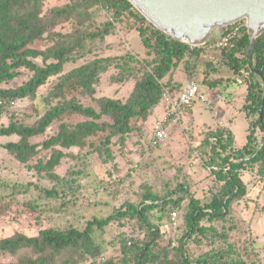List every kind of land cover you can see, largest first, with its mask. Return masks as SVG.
<instances>
[{
	"label": "trees",
	"instance_id": "16d2710c",
	"mask_svg": "<svg viewBox=\"0 0 264 264\" xmlns=\"http://www.w3.org/2000/svg\"><path fill=\"white\" fill-rule=\"evenodd\" d=\"M43 1L0 0V83L17 77L21 68L32 71L30 78L22 84L11 88L0 87V98L7 103L14 102V105L7 104L6 112L0 118V136L18 137L17 141H8L0 144V147L6 149L17 161L25 164L37 154L39 149L49 151L45 158L39 157L35 164L27 165L28 169H33L39 176L53 183L51 188L44 189L46 197H58L65 189V187L59 189V184L67 180L55 171L61 159L66 156L64 149L71 147L82 149L91 138H100L99 144L105 146L114 136L124 139L126 134L135 129L138 120H145L157 106L163 105L162 94L165 90H168L172 96L178 95L184 85L180 84L179 88H176V83L172 79L179 67H182L186 74L196 75L188 81L197 82L199 88H202L203 84L211 88L222 83L223 77L219 76L217 60L204 63L200 81L196 79L199 75L196 70H190L189 67L190 59L202 55L208 46L217 48L213 46L216 39L213 43L193 46L171 38L150 23L128 0H72L52 8L51 14L46 17L42 11ZM98 10L104 12L105 20L96 24L93 17ZM241 22L243 26L240 34L217 50L220 51L218 64L226 65L234 74L246 71L250 76L246 82L245 99L241 109L248 120L246 142L242 146L235 147L234 135L230 129L224 127H216L204 137V143L209 146L206 166L220 183L219 190L212 194L208 202L201 203L200 198L195 197L184 184H179L177 189L174 188L163 196H158L147 189L142 194L140 203L134 204L128 201L105 217L88 220L82 229L74 226L45 227L39 229L36 235L29 236L17 232L2 237L0 253L16 254L22 248L33 249L37 256L29 257L25 261L22 259V264H56V256L63 252H67L68 256L62 264H82L88 261L93 264L156 262L171 264L173 262L167 259L166 252L160 259L154 250L160 246L158 240L161 232L168 229V224H171L170 213L175 210L174 208H181L182 202L187 200L186 205L183 206L186 229L179 245L176 246L178 264H245L239 259L226 258L222 249L207 250L191 259L185 248V244L191 239H196L198 242H201L203 237L210 238L211 241L227 240L228 232L233 229V225L228 227L222 225V228L218 229L211 222L225 221L231 211L232 203L241 201L247 194L246 182L241 178L240 170H246L250 164L264 166V144L256 152L259 143L264 141V132L262 138L256 140V133L252 129L258 125L264 131L263 86L260 77L247 65L246 50L249 37L244 20ZM61 23H69L71 31L62 34L52 30ZM119 28L126 32L133 30L138 32L145 57L135 59L130 55L97 56L66 72L63 71L67 62L91 54L92 43L102 42L106 36L115 33ZM42 39L51 43L44 48L32 46L35 41ZM99 50L102 52L105 47H100ZM38 57L41 58L42 64L35 60ZM133 62L139 64L140 74L135 78L132 90L125 101L101 96L96 99L99 106V110H96L77 100L76 94L93 96L100 77L110 67L119 68V75L115 77L116 83L129 78ZM253 62L255 68L264 76V31L256 38ZM126 72L127 74L124 75ZM55 75L58 81L49 94L61 99L60 101L49 104L43 115L32 124L10 121L3 125L4 118L8 119V110L14 108L18 101L34 96L37 89L45 84L49 77ZM225 80H228V77ZM67 95L69 98L66 97ZM72 114L82 116V120L72 125L68 124L65 120ZM252 118H255L256 123L250 120ZM55 121H59L55 134L48 135L40 145L30 142L29 138L43 134ZM150 139L151 137L148 139L149 146H151ZM105 150L108 155L111 154L108 148ZM177 191L178 197L172 199L171 195ZM9 206L8 201L1 202L0 211L5 213ZM36 208H38L37 203L29 202L27 205L30 211L36 212ZM156 212H163L156 217L157 221L150 215ZM125 218L139 222L144 229L145 239L142 241L130 237L122 239L119 255L101 259L104 249L94 238V229H102L111 221ZM204 219L208 221L207 224L202 223ZM160 247L165 251L168 245ZM99 258L100 260L96 261Z\"/></svg>",
	"mask_w": 264,
	"mask_h": 264
},
{
	"label": "rangeland",
	"instance_id": "374dc122",
	"mask_svg": "<svg viewBox=\"0 0 264 264\" xmlns=\"http://www.w3.org/2000/svg\"><path fill=\"white\" fill-rule=\"evenodd\" d=\"M70 1L72 0H44L42 7L44 16H49L52 8ZM93 20L96 24L104 21V12L95 11ZM52 30L66 34L71 31V26L69 23H61ZM213 41L215 37H211L208 42L213 43ZM95 42L97 44H91L93 49L91 54L67 62L63 71L66 72L97 56L130 55L135 59L145 57L139 34L134 30L126 32L119 28L115 33L106 36L102 42ZM49 43L51 41L42 39L35 41L32 46L44 48ZM100 47H105V50L101 52ZM219 58L220 51L208 46L202 55L190 59V70L194 69L199 74L196 77L198 81L202 79L200 73L204 63L217 60L219 76L223 77L222 83L211 88L203 84L200 92L204 94L207 104L195 100L191 107H181L176 119H168L163 124L167 136L157 146H149L148 139L154 126L164 115L162 104L157 106L145 120H138L135 129L126 134L124 139L114 136L105 146L99 144L100 138H91L82 149L77 147L64 149L66 156L61 159L55 171L67 181L59 184V189L63 187L65 189L58 197H46L44 189L51 188L53 183L39 176L33 169L27 168V165L35 164L39 157L45 158L49 151L38 146L41 149L25 164L17 161L6 149L0 147V203L8 201L10 204L5 213L0 211V238L17 232L29 236L36 235L39 229L45 227L74 226L82 229L88 220L105 217L128 201L134 204L140 203L142 194L147 189L158 196H163L164 193L177 189L179 184H184L195 197L200 198L201 203L208 202L212 194L219 190L220 183L206 166L209 146L204 143V137L216 127H223L219 123L216 124L219 120L218 114L222 115L223 124L230 127L228 129L234 135V143L237 146L245 142L248 128V120L241 109L245 99L246 82L250 76L246 71L232 73L226 65L218 64ZM35 60L42 64L40 57ZM195 62L196 64H192ZM132 65L133 69L129 72L131 76L118 83L115 82V77L119 75V68L110 67L96 84L95 94L93 96L76 94L77 100L96 110H99L96 99L101 96L125 101L132 90L135 78L140 74L139 64L133 62ZM31 74V70L21 68L17 77L1 82L0 87H16L28 80ZM126 74L127 72L124 73ZM174 74L177 79L174 81L176 88L196 76L186 74L182 67H179ZM226 77L228 80H225ZM57 81L56 75L49 77L45 84L37 89L34 96L18 101L14 108L7 111L8 119L4 118L3 125L10 121L26 125L34 123L43 115L49 104L61 100L49 94ZM66 97L69 98V95ZM80 120L82 116L72 114L65 121L72 125ZM250 120L256 123L255 118ZM58 125L59 121L53 122L43 134L29 138L30 142L40 145L44 138L57 132ZM252 129L256 133V140H260L263 131L258 125ZM17 140L16 135L0 136V144ZM106 148L110 150V155L107 154ZM240 176L246 182L247 194L241 201L232 203L231 211L225 221L211 222L218 229H221L222 225L225 227L233 225V229L228 232L227 240L211 241L210 238L204 237L201 242L196 239L189 240L185 248L191 259L207 250L222 249L226 258L239 259L245 264H264V166L250 164L246 170H240ZM178 195V191L174 192L171 198L176 199ZM29 202L38 204L36 212L27 209ZM186 202L187 200L182 202L181 208H174L177 215L174 219H170L171 224H168V229L160 234L158 243L160 246L168 245L167 250H162L160 246L154 250L160 259L166 252L167 259L173 262L171 264L179 262L176 246L179 245L186 229L183 209ZM159 214L163 212L150 215L157 221L156 217ZM202 223L207 224L208 221L204 219ZM128 237L141 241L145 239L144 229L137 220L127 218L114 220L102 229H94V238L104 249L101 259L119 255L121 240ZM36 256L31 248L19 249L16 254L2 252L0 264H22V259L25 261L29 257ZM67 256V252L56 256L55 263L62 264ZM99 260L100 258L96 261ZM82 264H93V262ZM149 264H159V262Z\"/></svg>",
	"mask_w": 264,
	"mask_h": 264
},
{
	"label": "water",
	"instance_id": "95a60500",
	"mask_svg": "<svg viewBox=\"0 0 264 264\" xmlns=\"http://www.w3.org/2000/svg\"><path fill=\"white\" fill-rule=\"evenodd\" d=\"M150 23L171 38L200 46L219 38L237 21L244 20L249 43L247 65L263 86L264 76L254 66L256 38L264 31V0H128ZM262 110H259L261 119ZM264 144L260 142L256 152Z\"/></svg>",
	"mask_w": 264,
	"mask_h": 264
},
{
	"label": "built area",
	"instance_id": "2783aa9c",
	"mask_svg": "<svg viewBox=\"0 0 264 264\" xmlns=\"http://www.w3.org/2000/svg\"><path fill=\"white\" fill-rule=\"evenodd\" d=\"M245 24V21H244ZM243 26V23L240 21L235 22L234 24L228 26L229 28L226 29V31L216 39L213 46L220 48L226 45V43L231 39L240 34L241 28ZM199 85L197 82L191 80L188 81L180 90L178 95L172 96L168 90H165L162 94L163 96V107H164V115L156 123V125L153 128L152 134H151V146H157L161 141L166 138L167 134L166 131L163 128V124L168 119H176L179 109L183 106H189L192 104L193 101L199 100L201 102H204L207 104V100L202 92H200ZM14 105L13 101H10L9 103L5 102V100L0 98V118L3 117V115L6 112V109L8 105ZM210 105V104H209ZM177 215L176 210H172L170 213V219H174Z\"/></svg>",
	"mask_w": 264,
	"mask_h": 264
},
{
	"label": "crops",
	"instance_id": "0c3cea01",
	"mask_svg": "<svg viewBox=\"0 0 264 264\" xmlns=\"http://www.w3.org/2000/svg\"><path fill=\"white\" fill-rule=\"evenodd\" d=\"M215 39H217V37H215ZM174 77H173V79H172V81H177V79H176V77H175V74L173 75ZM187 82H184V83H182L183 85H185ZM244 102V101H243ZM211 106V105H210ZM190 107H191V105H190ZM181 114H183V113H181ZM191 115H192V113H191ZM191 117H193V116H191ZM221 117H222V115L221 114H218V119L219 120H217V122H216V124L217 123H219V125H221V126H223V127H225V128H230L229 126H226V125H224L223 124V122H222V119H221ZM246 117V116H245ZM247 119V118H246ZM215 124V123H214ZM214 126H216V125H214ZM264 132V131H263ZM246 134H247V129H246V133H245V136H246ZM234 139H235V137H234ZM245 142H246V138H245ZM244 142V143H245ZM243 143V144H244ZM235 144V143H234ZM242 144V145H243ZM241 145V146H242ZM235 147H239V146H237V145H235ZM231 160H233V159H231ZM252 231V230H251Z\"/></svg>",
	"mask_w": 264,
	"mask_h": 264
}]
</instances>
